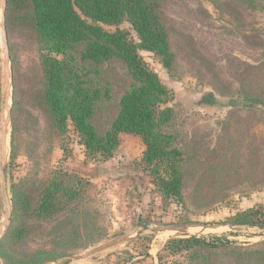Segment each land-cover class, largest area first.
Wrapping results in <instances>:
<instances>
[{
	"label": "rangeland",
	"instance_id": "obj_1",
	"mask_svg": "<svg viewBox=\"0 0 264 264\" xmlns=\"http://www.w3.org/2000/svg\"><path fill=\"white\" fill-rule=\"evenodd\" d=\"M157 1L172 66L139 52L174 95L165 129L184 155L181 199H164L140 167V136L123 132L113 158L96 162L71 122L51 135L46 107L33 98L43 75L29 5L6 12L0 0V264H264V228L226 224L264 211V11L249 0ZM104 28L140 42L128 21ZM79 52L90 85L111 90L92 119L104 134L133 80L119 59L96 64ZM53 170L87 182L70 211L41 222L34 207ZM20 193L26 204H16ZM175 236L231 244L164 252Z\"/></svg>",
	"mask_w": 264,
	"mask_h": 264
},
{
	"label": "trees",
	"instance_id": "obj_2",
	"mask_svg": "<svg viewBox=\"0 0 264 264\" xmlns=\"http://www.w3.org/2000/svg\"><path fill=\"white\" fill-rule=\"evenodd\" d=\"M18 1L8 0L6 12L22 8ZM22 1L29 5L27 20L31 22L41 47L43 79L34 81L33 98L46 107L47 129L51 135L57 138L65 134L71 122L85 147L87 158L96 162L114 156L123 132L140 136L145 144L143 156L138 162L140 167L146 172L150 171L164 199H181L184 155L181 148L176 146L174 135L165 129L175 117V109L168 105L174 95L139 52L140 49L151 51L162 59L166 67L172 66L174 54L168 30L162 22L159 2ZM249 3L258 5L264 11V0H249ZM123 21L131 24L140 42H135L126 31L118 28ZM106 24L115 25L118 29L108 31L104 28ZM76 47L80 49V60L103 64L119 59L133 80L131 87L121 96L110 128L104 134L98 131L92 119L99 102L111 98V90L90 85L88 73L83 69L85 67L76 64L78 58L72 53ZM231 105L237 107L235 102ZM51 172L34 207V219L41 222L55 220L62 212L70 211L72 201L84 195L81 189L87 182L81 175L74 180L67 172ZM24 195L20 193L19 197L16 196L17 205L26 204L21 198ZM226 224L264 228L263 207L238 212ZM230 244L220 238L208 242L196 236H176L165 243L163 250L176 253L194 245L227 247ZM159 255L161 261L162 256Z\"/></svg>",
	"mask_w": 264,
	"mask_h": 264
},
{
	"label": "crops",
	"instance_id": "obj_3",
	"mask_svg": "<svg viewBox=\"0 0 264 264\" xmlns=\"http://www.w3.org/2000/svg\"><path fill=\"white\" fill-rule=\"evenodd\" d=\"M112 158H113V157H112ZM112 158H111V159H112ZM109 160H110V159L106 160V162L109 161ZM96 164H97V163H96ZM137 169H138V168H135V170H137ZM138 170H139V169H138ZM80 175H81V174H80ZM176 231H177V230H176ZM175 237H176V236H175Z\"/></svg>",
	"mask_w": 264,
	"mask_h": 264
},
{
	"label": "water",
	"instance_id": "obj_4",
	"mask_svg": "<svg viewBox=\"0 0 264 264\" xmlns=\"http://www.w3.org/2000/svg\"><path fill=\"white\" fill-rule=\"evenodd\" d=\"M182 228H178V229H176V230H181ZM111 245V244H110Z\"/></svg>",
	"mask_w": 264,
	"mask_h": 264
}]
</instances>
